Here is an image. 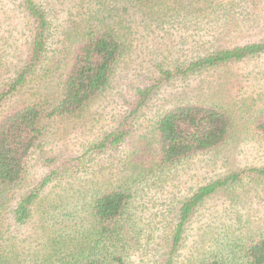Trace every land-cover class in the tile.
Returning a JSON list of instances; mask_svg holds the SVG:
<instances>
[{
    "label": "rangeland",
    "instance_id": "374dc122",
    "mask_svg": "<svg viewBox=\"0 0 264 264\" xmlns=\"http://www.w3.org/2000/svg\"><path fill=\"white\" fill-rule=\"evenodd\" d=\"M34 1L49 19V43L54 48L77 21L125 22L133 29L123 39L130 48L124 51L110 91L91 103L82 116L44 120L40 148L30 155L25 180L15 189L17 193L36 186L63 161L76 160L69 162V172L60 175L58 170L39 192L35 205H43L47 217L54 215L43 230L36 224L37 209L24 226H9L13 256L19 258L21 252L23 264H29L48 255L53 259L81 241L86 244L90 240L86 223L78 224L74 219L81 201L96 188L124 184L132 194L129 213L135 231L128 236L130 242L126 236L131 249L126 264H160L166 249L163 240L183 199L218 177L249 168L264 169V134L255 128L257 119L264 116V53L174 78L140 110L133 131L121 144L100 153H83L125 111L124 100L129 99L131 87L145 82L158 64L183 65L216 48L264 40V0H185L190 2L185 8L162 0L165 7L156 3V11L146 9L141 17L124 6L125 0L122 3L127 10L111 8L118 0H103L107 7L100 17L86 15L87 9L97 7L95 0ZM177 9L181 13L188 9L186 17H179ZM28 36L20 0H0V90L22 64ZM52 84L51 78L40 74L30 77L0 101V118L20 103L52 98ZM184 101L224 107L231 118V137L216 148L181 159L169 169L131 176L125 161L130 153L144 147L141 138L144 134L147 137L144 130L148 124L162 109ZM250 176L243 175L241 181L198 205L185 225L183 241L172 257L174 264H194L208 249L226 250L224 241L233 243L242 232H264V175ZM44 249L47 252L40 254Z\"/></svg>",
    "mask_w": 264,
    "mask_h": 264
},
{
    "label": "trees",
    "instance_id": "16d2710c",
    "mask_svg": "<svg viewBox=\"0 0 264 264\" xmlns=\"http://www.w3.org/2000/svg\"><path fill=\"white\" fill-rule=\"evenodd\" d=\"M95 1L97 7L87 9L86 15L89 17L102 16V10L107 7L106 1ZM166 1L180 8L190 5L185 0ZM121 3L122 0H118L111 8L116 6L117 10H127ZM156 3L159 8L165 7L162 0H125L124 6L130 7L141 17L146 9L149 12L156 11ZM20 5L29 32L26 53L11 82L0 90V101L22 87L30 77L34 79L39 74L52 79L55 93H52V98L39 97L20 103L0 118V264H23L21 252L19 258L13 256L12 249L15 248L7 234L9 226H24L34 209H37L36 224L43 230L54 215L47 217L48 213L42 211L43 205H35L39 192L58 170L60 175L69 172V162L76 160L72 158L63 161L61 165L51 168L36 186L17 193L15 189L25 180L30 155L40 148L44 120L82 116L91 103L110 91L115 71L130 48L125 46L123 39L133 29L125 22L114 25L104 20H83L84 24L77 21L54 48L49 43L50 23L45 10L34 0H20ZM187 10L181 13L177 9L179 17L185 18ZM261 53H264V40L216 48L183 65L164 67L158 64L145 82L131 87L129 99L124 100L125 111L96 142L85 149L83 156L89 155L88 152L100 153L121 144L133 131L140 110L174 78ZM255 128L260 131V135L264 134V116L257 119ZM230 129L231 118L221 105L185 101L174 103L162 109L148 124L144 130V133H148L147 137L144 134L141 138L144 147L127 156L126 169L131 176H141L147 170L169 169L181 159L226 143L231 137ZM253 173L264 175V169L249 168L218 177L198 186L183 199L174 212L169 234L163 240L166 249L160 264H174L172 257L183 241L185 225L198 205L241 181L243 175L251 177ZM125 186L119 184L96 188L81 201L80 210L74 219L78 224L86 223L84 229L90 238L89 242L85 244L81 241L77 243L78 246L67 247L53 259L47 254L44 259L29 264H126L128 260L125 257L131 251L130 245L126 243L132 240L128 236L135 231L129 213L132 194ZM68 187L71 188L72 184ZM9 221L11 224L7 223ZM247 232L238 234L233 243L224 241L226 250L219 251L217 247L208 249L194 264H264V232ZM39 252L41 254L47 250Z\"/></svg>",
    "mask_w": 264,
    "mask_h": 264
}]
</instances>
